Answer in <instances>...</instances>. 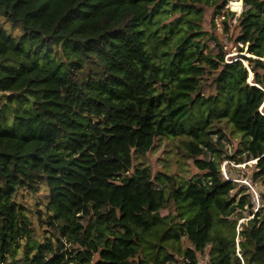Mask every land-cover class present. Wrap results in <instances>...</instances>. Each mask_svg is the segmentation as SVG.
Instances as JSON below:
<instances>
[{
  "label": "trees",
  "instance_id": "16d2710c",
  "mask_svg": "<svg viewBox=\"0 0 264 264\" xmlns=\"http://www.w3.org/2000/svg\"><path fill=\"white\" fill-rule=\"evenodd\" d=\"M227 1L0 0V264H195L207 246L209 264H264V206L234 201L216 146L238 137L264 184V0L237 18L250 56L225 61L194 35L202 4L228 30ZM163 140L200 174L134 164ZM66 175L87 183L77 205L51 197Z\"/></svg>",
  "mask_w": 264,
  "mask_h": 264
},
{
  "label": "rangeland",
  "instance_id": "374dc122",
  "mask_svg": "<svg viewBox=\"0 0 264 264\" xmlns=\"http://www.w3.org/2000/svg\"><path fill=\"white\" fill-rule=\"evenodd\" d=\"M246 8L247 6L244 4L243 0L227 1L223 11H227L226 9H228V11L233 14H225L227 26H229L228 30H226V25L222 23V14L215 15L212 21L214 6L202 4L203 18L199 23L200 25L196 26L198 32H194V35L198 36L197 38L206 45V51L216 54L219 47L222 46L225 52V61L235 60L240 54L250 56V54L246 52L247 46L234 41L239 32L237 18ZM240 47H243V51H239ZM244 64L248 66V62L244 61ZM252 77L253 75L250 72L248 81H251ZM211 80L212 77L209 74L204 75V84L202 86L204 94L213 92L214 85L211 84ZM239 140L238 137H231L229 131L226 133L225 137L216 138V146L221 150V171L224 178H231L239 184L237 188L231 192L232 195H234V201H240V197L245 196V199H249L250 203L254 206L255 211L258 206H264V184L254 177L256 159H247L245 154L241 156L236 154L239 147ZM232 155H235L236 159L240 158L241 160L235 161L230 159L229 157ZM201 157L210 159L212 158V153L208 152ZM140 161L151 168L153 175H157L159 172H165L168 174H176L177 177L189 179L191 176L200 174V171L194 166L192 158L179 154L174 144L170 143L168 140H163L159 144L156 142L155 149L148 152L141 160H135L134 164L138 165ZM50 185V194L53 201L64 205L79 204L87 193V183L79 175H66L60 180L52 181ZM41 195L42 192L35 195V198ZM26 203L33 206L35 204L34 197H28ZM248 210L249 204H246L243 211H236L235 214L230 217L231 220H235L236 222L237 232L241 230L242 224L251 218V216H247ZM173 212L174 206H167V208L161 210L160 214L161 216H165L167 214H173ZM241 215L247 217H240ZM33 224L35 231L41 233L42 227H37L38 221L35 215L33 216ZM180 246L184 249L191 247V244L186 238H182ZM237 247L236 245V254L241 258L242 256L240 252H238ZM208 252L209 246L204 249V252L198 254V262L201 261L202 264H207ZM173 253L174 264H184V257L177 251H173Z\"/></svg>",
  "mask_w": 264,
  "mask_h": 264
},
{
  "label": "built area",
  "instance_id": "2783aa9c",
  "mask_svg": "<svg viewBox=\"0 0 264 264\" xmlns=\"http://www.w3.org/2000/svg\"><path fill=\"white\" fill-rule=\"evenodd\" d=\"M203 260H204V259H203ZM207 261H208V262H207V264H209V256H208V259H207ZM195 264H202V263H201V261H200V262H198V260H197Z\"/></svg>",
  "mask_w": 264,
  "mask_h": 264
}]
</instances>
